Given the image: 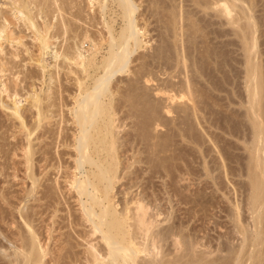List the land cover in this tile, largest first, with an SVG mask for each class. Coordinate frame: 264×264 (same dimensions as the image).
Instances as JSON below:
<instances>
[{"label": "rangeland", "instance_id": "374dc122", "mask_svg": "<svg viewBox=\"0 0 264 264\" xmlns=\"http://www.w3.org/2000/svg\"><path fill=\"white\" fill-rule=\"evenodd\" d=\"M62 1L63 2H61V0H58V7L62 6L61 8L60 7L59 8H60V11H62L64 13L58 11V9L56 7L57 5L56 4L53 5V3H54L53 0H52V2H51V0H46L45 2L47 4L44 2V0H41V1L40 0H37V1L34 0V2H36V5H33V7H32L33 11H34L33 18H34V23H35L36 27L38 29H41V30L47 24L51 25V27H52V29L50 30V35L52 37L51 41L55 45H53L50 50L45 52V55L43 57V60H44V63H45V65H44L45 68H43V66H40V64L37 61L40 58V56H41L40 55L41 54L40 42L37 39L38 33L35 31L34 28H32L30 26L28 27L27 24H24L25 23L24 21L17 20L15 18H13L12 15L11 16L9 15L11 13V10L13 9V6L11 5L12 3H11L10 0H0V8H2L4 13L5 12L8 13L7 11H10L7 14L8 16L6 15V18L10 22V25L8 27V30H9L8 34H11L12 39H15V40H11V39L10 40H5V41L2 42L3 43L4 52L0 55V58H2L1 60L4 63L3 64L4 65L3 66V70H5V71H4L3 74L0 73V76H1L0 77V92H2V94L0 93V97H1V99L4 102H6L9 105H12L14 100L19 101L21 103V105H22V107H21L22 113L26 116V118L30 121V124H31V123H34V119L35 118H33V117H35V114L37 113V111L36 112L34 111L35 108H33L34 107L33 104H32L33 97H34V95L39 94V92H40L42 102L44 103V104H42V107L44 105V109L43 110L44 111H48L49 112L48 115L50 117H53V118H51V120L53 122L45 123V125L43 124L44 127H42V130H41L43 132V134L45 132L44 130L48 129V128L49 129L52 128L53 130L51 129V131H53V132L56 131L57 132L60 128L67 127L69 129V131H68L69 134L72 135L73 133H75V130H76V128L73 127L74 125H73V120H72L73 117H74V114H72L73 113L72 111H73L74 106H76V101H75L74 97H76L78 94H80V92L82 94H85L86 92L90 91L92 89V87L94 86L96 79H98L101 75H103L104 70H102L103 67L101 65H103V60H104L103 58L108 56L107 52L110 49L109 48V43H107L108 42L107 40H110V38H111L110 35H108V34H110L108 31L111 30L112 35L115 38L118 39V37H120V34H121L123 28H125L124 27L125 26V21L122 18V15H121L122 11L119 8L118 4L116 2H114V1L112 2V0H109L108 1L109 3L108 2L104 3L102 0H100V1L97 0V1H95V4H94L95 8L89 5V2H88L89 0H86V1L85 0H83V1L82 0H75V1L73 0L72 4L70 3L71 0H67V1H69L68 3L65 0H62ZM254 1L256 2L255 3V5L257 6L256 9L258 10L256 12H254L255 18H257V19H255L256 20V24L258 25V26L256 25V27H259V28H257V30H255L256 27L254 28V31H256V33H255L256 35L254 36V39H256L255 42L257 41L256 45L257 44L258 45H257V49H256L257 52L255 53V55H253V57L255 56L253 59H255L256 61L253 60V62L254 63L255 62L258 63L259 65L261 64V66H262V65H264V22H263L264 21L263 20L264 19V15H263L264 14V7H263L264 6V0L263 1L262 0H260V1L259 0L258 1L254 0ZM37 2L40 5H38ZM65 2L67 3V5H65ZM134 2L138 6V11H137V14H136L137 24L139 26L142 25L141 28H143V30L145 29L144 31L146 32L145 36H141V39L144 41V43L145 42L146 43L145 44L143 43L142 46L140 48H138L133 53L132 58H131V62L129 64L130 70L127 73H124L122 75H117L112 81V83H114V84L111 83V85H110V89H112L111 92L107 95V97L102 98V100L104 101V104L106 103L105 105H109L108 103L110 102V105L112 104L115 107V104H117V106H116V109L118 107V109L116 110V112H117L116 113L117 114V117H116L117 124L120 123L119 126L120 125L122 126L121 127L120 137H123L125 135L126 139L129 138L130 143L134 142V144L136 146L132 145L133 148L134 147L135 148L138 147L141 150L140 151L137 148L135 151L136 152L138 151L139 153L141 152L142 154L138 153L140 155V157L141 158L142 157H144V158L146 157V159H147V161H146V159L144 160V158L143 159L140 158L143 161V163H144V165L140 163L144 171H142V168H140L141 173L138 172L139 175H136V174H138L137 171H139V166H140V165L136 164V166H138V167L134 166L135 168H133L131 170V173H133V174L136 173V174H134V177H132V179L133 178L134 179L133 180L130 179V178L128 179L129 181L132 180V183H130L131 181L129 182L128 180H125L124 184L126 186H123V187L125 189V188H127L128 186H130V185H132L134 183L137 185V186H134L136 188H134L133 185L131 186V190L133 192H131V196H129V197H132V193H133V196H135L134 194H138L140 191H142V189L146 188L145 190H147V193H146L145 190H144L145 192L143 191V193L150 194V196H147V197L152 199V200H150V199L149 200L152 202L153 211L157 212L159 210V212L163 214V216L161 215V217L159 218V221L163 222L162 227H166V225L168 226V224L170 225V222L172 221L174 225H176V224L178 226L182 225V227H184L185 230H190L192 232H195L193 234L194 235L198 234L197 237L199 239H201L204 236V238H205L204 242L206 241V242L210 243V241H212L211 242L212 243L211 246L214 245V247H217L219 240H220V242H222V236H224L223 237V243L225 242L224 245L227 244L228 242H229L228 244H231L230 242L232 241V238L235 237L234 236V224L232 223L233 221L231 220L232 219L231 215L235 211V204L240 206L239 207V211H240L239 214H240V217L242 216L241 220L251 221L250 220L251 219V214H249V211L247 210L248 209L247 203H248L250 189H251L250 188L251 186L248 183V181H250V179L248 177V173H249V168H248L249 163L248 162H249V157H250L249 154H250V152L248 151L247 147L252 142L253 129L251 128L252 126H251V122H250L249 118L246 119V117H248V113H246L247 112L246 106H248V100H249L248 96L249 95H248V90H246L247 89V79H246L247 78V70L246 69L248 68V64H247L248 60L246 58H248V57H247L246 52L244 50L245 49V44H243V42H242V35H244V34L241 31V29H238L237 27L229 25L225 18L221 19L220 16H217L218 14H216L217 12L215 10L211 9V10H205V12H202V11H204L202 5L205 4V3L207 4V1H205V0L203 2H202V0H175V1L174 0H134ZM193 2H195V3H193ZM208 2L210 3V2H212V0H208ZM259 2H261V3H259ZM196 3L201 5L202 10H201L200 5H197ZM178 4H180L179 6H180V8L182 10L184 9L183 12L185 11V13L182 12L183 14H187L188 15L189 13H191L189 15V17H191V18H189L188 16L187 17L184 16V18H186V20L184 19L185 22H183V23L180 22L182 14L180 15L178 13L181 10V9L178 10V8H179ZM76 5H78V6H76ZM104 5H105V8L103 10L102 7ZM173 5H175L174 7L176 8V11H175V8L173 7ZM63 6H64V8H63ZM40 7H41V9H40ZM35 9H36V11H38L39 9L40 10L38 12H36ZM61 9H63V10H61ZM64 9H65V11H64ZM171 9H174V11L177 13V16L178 15L180 16V17L178 16V18H179V23H180L179 25L181 27H180V29L177 30V33H178V35L176 34L177 37L173 36L174 35V30H170L169 29V27L172 26V25L168 24V22L171 21V18L173 19V17L171 16V14H172ZM239 10L240 9H238V13L237 14L238 15L240 14L239 16L241 17V15H243V14L240 13L242 11L239 12ZM246 10H247V8H246ZM45 12H48L49 14L45 13ZM79 12H80V14H78ZM151 12H152V14H151ZM170 12H171V14H170ZM60 13H61V15H60ZM75 13H77V14H75ZM164 13H166V14L164 15ZM205 14H206V16H205ZM258 15H259V17H258ZM62 16H65V18L64 17L62 18ZM97 16H99V17H97ZM203 17L206 18V19H204ZM236 17H237V15H236ZM240 17H237V18H240ZM243 17H241V18H243ZM178 18H177V22H178ZM188 18L191 19V20L188 21L189 20ZM168 19H170V20H168ZM196 19H197V21H196ZM201 19L202 20L204 19L205 21L204 20L202 21ZM61 21H63V22H61ZM96 21H98V22H96ZM192 21H194V22H192ZM200 21L202 23L204 22V24H202ZM221 21H223L224 23L221 22ZM245 21H246L245 19H244V21L243 20L240 21L241 25L245 26L244 25ZM66 22H67V24H65ZM190 22H191V24L192 23L194 24V23L198 22V24L201 25V26H198L199 28L197 27L198 30L200 29V31H201V28H204L203 25H205L206 28L208 27V25H210L207 29L204 28V30H203L204 32L198 31V33H197L198 34L197 35V37H198L197 45L195 47L188 42L189 36H191V34L193 33V29H192V25L193 24L191 25ZM101 23L103 25H101ZM207 23H208V25H207ZM187 24H188V26H191V28H189L187 26ZM54 26H55V28H54ZM183 26H185L184 27L185 29L182 28ZM232 27H234V29ZM65 28L70 30V32H68V30H67V33H65L66 32ZM165 28H167V29L165 30ZM14 29H16V30H14ZM71 29L73 31H71ZM187 29L188 30L191 29L192 31H190V30L188 31ZM57 30H60V31L57 32ZM185 30L187 31V33L184 32ZM165 31H167V32H165ZM245 31H248V30H245ZM11 32H13V33H11ZM92 32H94V33H92ZM180 32H181L182 35H179ZM234 32H235V34H234ZM236 32L239 33V34H237ZM86 33L90 37V40L92 39V40H94V42L96 41L95 43H97V44H99L101 42V40H102V38L104 36L105 39L103 38V40H106V42L104 41V42H101L99 44L100 48H98L97 52L93 51V44H91L92 41L84 40L85 35H87ZM52 34H53V36H52ZM82 36H84V37H82ZM93 37H95V38L93 39ZM173 37H174V39H173ZM78 38H80V40ZM99 38H100V40H99ZM72 40H74V41H72ZM161 41H162V43H161ZM183 41H184L186 46L184 45V43H182ZM178 42H180V43H178ZM76 43H78V44H76ZM82 43L84 45H81ZM172 43L173 44L175 43L174 45L177 44L178 46L174 47ZM79 44L81 45L80 46V51L87 58L89 56L90 57L93 56V54H96L95 60H94L95 61L94 66H92V68L89 67L87 72H84V75H83V72L80 71V69L76 68V66L68 65V62L65 59H63V57H61V58H59L57 60L55 58V52L64 53L66 51V53L70 54V51H73L74 49L76 50V47H78ZM163 44H164V46H163ZM166 45H167V47H165ZM182 45H183V47H181ZM70 46H72V47L70 48ZM179 46L181 47L182 52H181V49H180ZM176 47L179 50H177ZM67 50H68V52H67ZM179 52H180L181 55L185 54L184 56L188 60H185L186 58L184 56L179 55ZM66 53H64V54H66ZM14 54H15V56H14ZM149 54H151V55L149 56ZM170 54H171V56H170ZM187 54L189 55L190 59H189ZM190 54H191V56H190ZM12 56H14V57H12ZM143 56H144L145 59L143 58ZM177 56L185 58L184 59L185 60V65L183 63H181V64L179 63L180 65H178L177 62H178V58L179 57L177 58ZM256 56H257V58H256ZM149 57H151L153 60L151 58H149ZM193 57L196 58V59H193V60H196L197 63H198V66L202 68V71L200 73L198 72V69L193 67V65H192L193 64L192 63L193 60H191V58H193ZM203 57H204V59H203ZM154 59L155 60L157 59L158 61L157 60L155 61ZM167 59H170V61L167 60ZM151 61H152V63H151ZM174 61H175V63L178 66L177 68H176V64L174 63ZM186 61H189V62L186 63ZM169 62H171V63H169ZM145 63H146L147 66L144 65L145 66V69H144V72H143L144 74L142 72H141V74H139L141 69H142L143 64H145ZM154 63H155V65H154ZM182 64H183V66H182ZM13 65H14V68H12ZM185 66L186 67L188 66L187 70L189 72L186 70ZM69 67H71V68H69ZM225 67H227V68H225ZM245 67H246V69H245ZM263 67L264 66H262L261 70L262 69L264 70ZM11 68H12V70H11ZM64 68L67 69V70H65ZM41 69H43V70H41ZM71 69L72 70L75 69L74 74L69 73V70H71ZM77 70H79V71H77ZM152 70H153V72H152ZM176 70H177V73H175ZM216 70H217L218 74L216 73ZM31 71H34V72H31ZM76 73L79 74L80 76H78ZM192 73H195V75L192 74ZM198 73H199V75H198ZM39 74H40V76H39ZM138 74L140 76H142V77L139 76L140 77L139 80H137V78H136V77H138ZM183 74L184 75L187 74L186 75L187 77L183 76ZM147 75H148L147 79H151V80L154 79L155 81L157 80L156 82L154 81L153 83H151L152 84L151 85L152 88H158V89L163 90V91L165 90V93H169V94L172 92L171 93L172 95H178L179 97L180 96H184L186 94L185 90L184 91L181 90V83H183V80L186 81V79L188 78V80H191L192 84L191 83L190 84L193 85V86L195 85L194 87L196 88V91H195L194 87H193V89L191 88L193 91L188 92L189 96H190V94H192V97H193L194 93H192V92H195L196 93V97L195 96H194L195 98L193 97L195 99V101L197 100V98L200 100L199 102L202 101V103L200 105L201 110H200V112L198 110L197 113H196L198 115L196 116V114H194L195 116L194 115L192 116V113H191V115L188 118H185V120H184L185 116L183 114L180 115L178 113L177 114L173 113L171 115V117H165V115H164V117H165L164 119L161 116L159 117V115H158L157 119L159 121H162V122L159 123L161 126L158 127L157 130L154 129V124H153L154 122H151L152 120L149 119V121H150L149 123L153 124V126H151V124L148 126V123L146 124V126L148 127V129L151 126L150 129L153 128L154 130L146 129L145 131L147 132V134L150 133V135L152 136V139L154 138V135L157 137V139L155 137V139H154L155 141L151 139L152 142H151V140H149V138L151 137L149 134H148L149 136L146 137L147 139L144 142H142L141 137H139L140 141L136 140V138H137L136 136L137 135L140 136V133L142 132L141 131L142 129H140L141 128L140 127L141 120L146 121V119L150 116L149 113L144 114L145 112H148L147 109H145V106L143 104L138 106L136 109H134V107L132 105L131 108L133 107V109H129L130 105L132 103L137 102V99H135L136 101H133L132 103H130L132 99L129 100L130 101L129 103L127 102L129 97H131V98L133 97L134 98L135 96H133V95H136V91L135 92H131V90L129 91V89H131L132 85L136 82V80H137L136 83H139V84H137V86L139 85L138 89L140 88L137 92H141V91H143L145 89L146 85H144V83H145V79H146ZM149 75H151V76H149ZM263 75H264V71H263ZM78 78L82 81V85L81 86H79V84L77 83V79ZM82 78L84 80H82ZM171 79L172 80L174 79L175 81L174 80L171 81ZM230 79H232V80H230ZM131 80L134 83L131 84V82H132ZM140 80H142V81L140 82ZM178 80H179V82H178ZM194 82H195V84H194ZM165 83H167V84H165ZM83 84H84V86H83ZM170 84H172V85H170ZM178 84H180V85H178ZM129 85L131 87H129ZM6 87L8 88V91L7 92H3V90ZM67 87H69L68 90H67ZM122 87L125 90H123ZM142 87H143V90H142ZM172 88L175 89V90H173ZM200 89L202 91V94H201ZM180 90L183 91L184 93L182 94ZM198 90L200 91L199 93H198ZM62 91H64V92H62ZM246 91H247V93H246ZM16 93H17V95H16ZM75 93H76V95H75ZM111 93L113 95H111ZM173 93H175V94H173ZM197 93H198V95H197ZM114 94H116V95H114ZM118 95H119V97H118ZM112 96L113 97L115 96L116 98L115 97L113 98ZM62 97H64V98L62 99ZM125 97H126V99H125ZM115 99H116V101H115ZM162 99H164V98H162ZM183 100H187V99L184 98ZM51 101L54 102V103H52ZM60 101H62V102H60ZM64 101H66V102H64ZM243 101H244V103H243ZM45 102H46V104H45ZM49 102H51V103H49ZM196 102H198V101H196ZM203 102H205L206 104L203 103ZM61 105H62V107H61ZM142 105L144 107H142ZM243 105L246 108V111H245V108L243 107ZM204 106H205V108H204ZM127 109H128V111H127ZM206 109H208V110H206ZM137 110H140L142 114L139 113V111L137 113ZM214 112H215V114H214ZM245 113H246V115H245ZM63 116H64V118L62 119ZM12 117L13 116L10 115V112L8 110L3 109L0 106V141H1L0 143L4 144L5 146L7 144V146H6L7 150H6V147L4 145L0 144V146L2 145L3 149L8 151V153H7L8 156H5V158L0 153V163L1 164L2 163L9 164V165L11 164V166H13L12 164L15 163L14 164L15 166H17L18 168L23 170L24 164H22V162L24 161L25 157L23 156L24 153L21 152L22 151L21 147L24 144H27L26 143L27 141L25 140L26 139V136H25V134H26L25 131L26 130L25 131L23 130V132H22L21 127L20 126L18 127L19 122L15 118H12ZM168 118H170V119H168ZM190 118H191V120H190ZM65 120H67V121L69 120V122H67ZM166 120H168V121L170 120V121L168 122ZM29 121H28V123H29ZM63 121L67 122V123L65 124V123H63ZM143 121H142V125L143 124L145 125V123L148 121V119H147V121L145 123H143ZM60 122H61V124H60ZM230 122H232V123H230ZM2 124H4V126H2ZM66 125H68L69 127L66 126ZM58 127H59V129H58ZM249 128H251V129H249ZM179 129H181V131ZM250 130H251V132H250ZM190 131L191 132L193 131V132L191 133ZM78 132L79 131L77 130L76 134H78ZM193 133H194V135H193ZM189 134H191V135H189ZM239 135H240V138H239ZM1 136L3 137V139L1 138ZM163 136L164 137L166 136L165 139L166 138L167 139L165 140ZM183 136L185 137L186 140L183 138ZM159 137H161V138L159 139ZM162 137H163V140H162L161 143L160 142L159 143H160L161 147L163 145V147H165V148H163V147L162 148H158L157 146H156L157 148L155 147L156 149L152 148L154 143H156V142L158 143V141H156V140H158V139L161 140ZM3 140H4V142L6 144L3 142ZM44 140L47 143L52 141V139H49V138L48 139L45 138ZM131 140H133V141H131ZM148 140L151 143L147 142ZM188 140H190V142ZM200 140H201V142H200ZM165 141H169L170 143L169 142L165 143ZM139 142H140V144H139ZM34 143L36 144L37 142H34ZM147 143L150 144L149 146H151L152 144L153 145L151 147H149ZM159 143L157 145H159ZM162 143H164L165 145L162 144ZM11 146H13V148ZM40 146L41 145H38V147L36 149H39ZM49 146L50 145H48V148H49ZM51 146H53V147H51ZM51 146H50L51 150L49 149L50 150L49 152L51 153L50 154L51 156L54 155V157H55L56 156V153H55L56 151L63 150V147H60V149L58 147L56 148L55 143L51 144ZM1 147H0V149H1ZM130 147L131 146L128 145V148H130ZM166 147L168 148V150L170 149L171 152H168ZM183 147H184V149H183ZM10 148H11V150H10ZM46 148H47V146H46ZM14 149L17 150L15 152L16 155H14L12 153V152H14ZM152 149H155V150H152ZM162 149H164V151ZM165 149H166V151H165ZM244 149H245V151H244ZM151 150L154 151V152H152ZM155 151H156V153H155ZM160 151H162V152L161 153H157V152H160ZM131 152L132 151H130L129 156H132L133 152L132 153ZM154 153L159 155V156H160V154L162 155V153H165L166 155L164 156V158H165L166 161L163 159L165 162L162 161L161 162L162 165H161L160 164V161H161L160 159L163 156L162 157L160 156L161 157L160 158L157 155H153V158H152L151 155L154 154ZM147 154H149V155H147ZM148 157L151 158L150 161L148 160L149 159ZM221 157H222V159H221ZM154 158L156 159V161H155ZM158 158H159L160 161L158 160ZM166 158H168V161H167ZM169 158H170V161H169ZM223 158H224V160H223ZM152 159H154V160H152ZM18 160H20V162ZM11 161H13V162H11ZM151 161L152 162L155 161L153 163L157 164L156 166H158V170H156L157 169L156 166L155 167L151 166V164L153 165V163ZM202 161H203V163H202ZM17 162H18V164H17ZM55 162H56V160H54L52 163L55 164ZM166 162H168V163H166ZM146 163H149V164L145 165ZM159 165L162 166V167H160ZM149 166H151V169L149 168ZM13 167L8 170L9 174H6L7 177H4V176L0 177L2 183H5V184L1 183L0 184L1 185L0 188H3L4 192H10L11 193V194H9V197L13 198V202L11 203V206L8 208V210L10 212L13 211L12 213L14 214V216H16V218H14L13 215L12 216L10 215V217H8L6 219V221H4L5 223L4 222L1 223V226H2V230L4 232V235L7 236L8 238L11 237L9 240H11V239H12V241L16 240L14 242H15L16 246L18 247V246H20L19 244H21V242L19 240L20 237H18V235H20V232H19L20 230L17 227H15L16 225L13 227L12 224L14 222L20 221V219H18L19 215L17 213V209H20L22 207V203H20V201L17 199L16 196L20 197L21 195H23L24 194V189H26L27 185L30 186V183H28V184H27V182L24 183L25 181H23L21 179V176H22L23 172L19 173L21 176L18 179L17 178L13 179V177H14V176H12V175H14ZM188 167H189L190 170L188 169ZM136 168H137V170H136ZM147 168H149V169H147ZM223 168H224V170H223ZM225 168H226V170H225ZM48 170L51 171V172L48 173V178L50 180L45 182V183L52 186V184H54L56 170L53 169V168L52 169L49 168ZM154 170H155V172H153ZM242 170H244V171H242ZM151 171L154 174H151L150 173ZM169 171H171V172H169ZM181 171H183V172H181ZM147 172H148V174H151V175H149L150 176L149 180H148L149 176L147 175ZM142 173H144V175ZM133 174L131 176H133ZM205 174H206V176H205ZM135 175L137 177L140 176L139 177L140 180L137 179V178H136L137 179L136 180L135 179ZM170 175H171V177H170ZM210 175H211V177H210ZM141 176H142V178H141ZM146 176H148V177H146ZM151 176H152V178H151ZM163 177H164V179H163ZM205 177H206V179H205ZM61 178L59 180H60L62 186H64L65 185L64 178H62V179ZM144 178L146 179V181H145ZM160 178H162V179H160ZM202 178H204V179H202ZM3 179H5L4 182H3ZM172 179L173 180L176 179V180L173 181ZM134 180H136V182L133 183ZM138 180H139V182L143 181L142 183H144V185L143 184L140 185ZM180 180H181V182H180ZM148 181L149 182L151 181V182L148 183ZM167 182H168V184H167ZM169 182L172 184L171 186L169 185ZM128 183H130V184H128ZM173 183L174 184L176 183L175 185H176L177 190H178V192L176 190V193H174L175 189H174V192H173V188H175V186L173 187V185H174ZM145 184H146V186H145ZM147 184H148V186H147ZM119 185H121V184H119ZM119 185H117V187H118L117 189H120ZM139 185L141 187L142 186L143 187L145 186V187L140 189ZM167 186L169 188L170 187L171 188L169 189ZM206 187H207V189H206ZM245 188H247V189H245ZM29 189H30V187H29ZM117 189L115 190V192L117 191ZM64 190H63V192L66 193L65 194L66 196L65 195L64 196L67 199L71 197L70 198V203L72 205L70 203L69 204L71 206V209H73V211L71 212V209H70V211H67L69 209L66 208L67 205H65L64 203H63V205H65V206L62 207V202H64L63 200L65 199V197H63L62 194H60V193H59L60 195L56 194L55 197L59 196L58 197L59 198L58 201H60V200L62 201V202L60 201L61 204L58 206L60 208V210L58 212V216L59 215L61 216V218H59V221L60 222L62 221L60 219H64V220L66 219V220H65V222L63 220L62 221L63 224H60V225L64 226L65 228H62L61 226H58L59 229L61 227V229H60L61 232L59 231V229H57V231L55 233H56V236H58V237L55 236V233H54V236H55V238H58V239H60V237H61V241L63 240L66 243L63 244V241L62 242L61 241H59V242L57 241L58 244H54V242H51V243H53V245H51L53 247V251L56 253V254L53 255L55 257L54 259L57 260L58 257H59V259L57 260L58 263H56L54 260H52V257H51L50 260H52V261H50V262H52L53 264H55V263L56 264H83L84 260H82V258L84 257V252H85L86 246L84 245L85 242L82 243L81 242L82 240L80 239V237H78V233H79L78 231H80L81 227L78 226V229H77L76 228L77 226H76L75 228L77 230H75V228H73L74 230H71L72 227L70 228V226L72 225L71 224L72 218L70 217V215H73V214H74V216H76L77 214L79 215V213H80L79 212L80 211V205L75 201L74 198H72L71 195H69L68 192H66V189H64ZM135 190L138 191V192H136ZM204 190H205V192H204ZM122 191H123V189H122ZM122 191L120 190L121 193H119V191H118V196L117 197L119 198V200L124 197V195L122 194ZM166 191L167 192L169 191V192L166 193ZM172 192L174 194H176V195L174 196V194ZM56 193H58V192H56ZM164 195H166V196H164ZM168 196H170V197H168ZM245 199H246V201H245ZM156 201H158V203ZM1 203H3V204H1ZM1 203H0L1 206L4 205V206L8 207V205L7 204L5 205V203L3 201H1ZM28 203L29 204H27V205H29L28 207H30V208L33 205L36 204V203H34V200H31ZM156 205H157V207H156ZM242 207H243V209H242ZM68 208H69V206H68ZM67 212H70L72 214H70V213L67 214ZM49 213H46L47 214L46 216L44 214L43 215L44 218L42 217V219L50 221ZM188 215H189V217H188ZM229 215H230L231 218L229 217ZM62 216H64L65 218H63ZM67 217L69 219L70 218L71 219L67 220ZM73 218H75V217H73ZM163 218H165V219H163ZM168 218L169 219L171 218L172 220L170 219V222H169ZM185 218H187V219H185ZM166 219H167L168 222L167 221H163V220H166ZM229 219L231 220V222H230ZM172 222H171V224H172ZM46 223L48 224V222H46ZM42 224H45V223H42ZM67 225H69V226L66 227ZM72 226H75V225H72ZM10 230H11V232H10ZM203 230H204V232H202ZM67 231H68V235H69V232H70V235L73 234L72 235L73 237L71 236L72 237L71 238L72 241L70 240V238H68ZM75 231H77V232H75ZM187 232H189V231H187ZM192 232H190V233H192ZM47 234L48 233L46 232V235ZM70 235H69V237H70ZM219 236L221 237V239H220ZM230 237H231V240H230ZM65 238H66V241L64 240ZM67 238L69 239V241H68ZM67 241L69 243H67ZM0 242H1L0 244L3 246L4 249L5 248L8 249L7 254H13L14 251L9 249V247H10L9 244L6 243V240L2 236H0ZM234 242H235V240H234ZM236 243H238L237 240H236L235 244ZM67 244H69V247H67L68 246ZM70 245L73 246V249H71V250H70V247H71ZM167 246L170 248L168 243L166 245V249L168 248ZM225 246H227V245H225ZM83 248H84V250H83ZM66 249L68 250L69 254L71 253V251L74 252V254H72V255H75L76 253H78V254H76L75 256H72L73 258L70 257L71 255L68 257V253L66 254V252H67ZM56 251H58L59 254ZM75 251H77V252L75 253ZM65 254L67 256H64ZM78 256H79V258H77ZM60 257H61V259H60ZM142 257L143 256H141V258ZM64 258H65L66 261L64 260ZM69 258H71V259H69ZM48 260H49V258H48ZM59 260H60V262H59ZM70 260H72V261H70ZM7 262L8 261L6 260V258H4V257H2V255H0V264H8ZM50 262H49V264H52Z\"/></svg>", "mask_w": 264, "mask_h": 264}, {"label": "bare ground", "instance_id": "6f19581e", "mask_svg": "<svg viewBox=\"0 0 264 264\" xmlns=\"http://www.w3.org/2000/svg\"><path fill=\"white\" fill-rule=\"evenodd\" d=\"M10 1L12 3L11 5L13 6V9L11 10V13L9 15L10 16L12 15L13 18H15L17 20L24 21L25 22L24 24H27L28 27L30 26V27L34 28L35 31L38 33V35L37 34L36 35H37L38 41L40 42V51H41V54L40 55L41 56H40V58L37 61L40 64V66H43V68H45L44 67L45 63H44V60H43V57L45 55V52L48 51V50H50L51 47L53 45H55L51 41V39H52V37L50 35V30L52 29L51 25H49V24L45 25V27L42 28V30L41 29H38L36 27V25L34 23V18H33L34 11H33V8H32L33 5H36V2H34V0H10ZM45 1L46 0H44V2ZM53 1H54L53 5L56 4L57 6L56 5L55 6L57 7L58 11L59 12H62V11H60V8L62 6L61 7L59 6L60 8L58 7V0H53ZM65 1L67 3L69 2L67 0H65ZM72 1L73 0L70 1L71 4H72ZM95 1H97V0H89L88 1L89 2V5L92 6V7H94ZM102 1L104 3H107L109 0H102ZM113 1L118 4L119 8L122 11L121 15H122L123 20L125 21V26H124L125 28H123V30H122V32L120 34V37H118V39L115 38L112 35L111 30L108 31L110 33L108 35H110V37H111L110 40H107L108 41L107 43H109V48L110 49L107 52L108 53V56L105 57V58H103L104 59L103 60V65H101L103 67L102 70H104L103 75H101V76L99 75L100 77L98 79H96L95 84H94V86L92 87V89L90 91L87 90L88 92H86V93L84 92L85 94H82L80 92V94H78L76 97H74V99L76 101V106H74L73 111H72L73 112L72 114H74V117H73L72 120H73V125H74L73 127L76 128L75 133H73L71 135V134H69V132H68L69 129L67 127H62L61 126L62 128L59 129V127H58L59 130L57 132L56 131L53 132V131H51L52 128L51 129L48 128V129H45L44 130L45 132L43 134V132L41 131L42 130V127H44L43 124L45 125V123L53 122L51 120V118H53V117H50L48 115V113H49L48 111H44L43 110L44 109V105L42 107V104H44V103L42 102L40 92H39V94H36L33 97L32 104L34 106L33 108H35L34 111L35 112L37 111V113L35 114V117H33V118H35L34 119V123H31V124H30V121L26 118V116L22 113V111H21L22 105H21V103L19 101L14 100L13 103H12V105H9L6 102H4L1 99V97H0V106L3 109L8 110L10 112V115L13 116L12 118H15L19 122L18 127L19 126L21 127L22 132H23V130L24 131L26 130L25 131L26 132V134H25L26 139L25 140L27 141L26 142L27 144H24L21 147V150H22L21 152L24 153L23 156L25 157L24 158V161L22 162V164H24L23 170L20 169V168H18L17 166H15L14 165L15 163L12 164L14 167L11 166V164L9 165V164H4V163L1 164L0 163V177L1 176L7 177L6 174H9V171L8 170L13 167V170H14V172H13L14 175H12V176H14L13 179L14 178H17L18 179L21 176L19 173L20 172H23L22 173V176H21V179L23 181H25L24 183H26V182H27V184L30 183V186L27 185L26 189H24V194L23 195H21L20 197H18V196L15 195L17 197V199L20 201V203H22V207L20 209H17V213L19 215V218L18 217L17 218L20 219V221L14 222L12 224L13 227L16 225L15 227H17L20 230L19 232H20V235L21 236L18 235V237H20L19 240H20L21 244H19L20 246H18V247L16 246V244L14 242L16 240H14V241H12V239L9 240L11 237L8 238L7 236H5L4 235V232L2 230L1 223H3L4 221H6V219L8 217H10V215L11 216L13 215L14 218H16V216H14V214L12 213L13 211L10 212L8 210V208L11 206V203L13 202V198L9 197V194H11V193L10 192H4L3 191L4 189L3 188H0V203H1V201H3L5 203V205L6 204L8 205V207H6L4 205H3L4 206L3 207V206L0 205V236H2L6 240V243L9 244V246H10L9 249H11V250L14 251V252L12 251L13 254H7L8 249L7 248L4 249L3 246L0 244V255H2V257L6 258V260L8 261L7 262L8 264H49V262L52 261V260H54L56 263H58L57 260L59 259V257L57 256L58 257L57 260L54 259L55 257L53 255L56 254V253L53 251V247L51 246V245H53V243H51V242H54V244H58V242L61 241V237H60V239L55 238V236H56V233L55 232L57 231V229H59L58 226H61L62 228H65V227L62 226V225H60V224H63L62 221L64 219H60V220H62L60 222L59 221V218H61V216L60 215L58 216V212L60 210V208L58 206L61 204L60 203L61 200L58 201V199H59L58 197L59 196L58 197H55V196H56V194H58V195L62 194V196L65 197L66 196L65 195L66 193L63 192V190L66 189V192H68L69 195H71L72 198H74L75 201L80 205V211H79L80 213L78 212L79 215L78 214H77L78 216L77 215L74 216V214L73 215H70V217L72 218L71 224L72 225H75V226H72L71 225L70 228L72 227L71 230H74L73 228H75L76 226H77L76 227L77 229H78V226L81 227L80 228V231H78L79 232L78 233V237H80V239L82 240L81 241L82 243L85 242L84 245L86 246V248L84 247L85 248V252H84V257L82 258V260H84L83 264H264V75H263V71L264 70L263 69H262L263 71L261 70L262 66H264V65L261 66V64L259 65L258 63H256V62L254 63L253 62V60H255V59H253L255 57V56L253 57V55H255V53L257 52L256 49H257V45H258V44L256 45V42H257V41L255 42L256 39H254V36L256 35L255 34L256 31H254V28L257 25L256 24V20H255L257 18H255L254 12L258 11L256 9L257 6L255 5L256 2L254 0H212V2L209 3L208 0H205V1H207V4L205 3V4H203L204 6L202 5V7L204 9V11H202V12H205V10H211V9L212 10H215L217 12L216 14H218L217 16H220L221 19L222 18H225L227 20V23L229 25L234 26V27H237L238 29H241V31L244 34V35H242V34L241 35H242V42H243V44H245V49L244 50H245L246 55L248 57V58H246L248 60L247 61L248 68L246 69V67H245V69L247 70V78H246L247 79V89L246 90H248V95H249L248 96V98H249V100H248V106H246V108H247V112L246 113H248V117H246V119L249 118V120L251 122V126H252L251 128L253 129V132H252L253 133L252 142H251V144H249L248 147L246 146L248 148V151L250 152V154H249L250 157H249V162H248L249 163V166H248V168H249L248 177H249L250 181H248V183L251 186L250 187L251 189H250L249 199H248V203H247V206H248V209L247 210L249 211V214H251V219H250L251 221L241 220V217L242 216L240 217V214H239L240 213V211H239V207L240 206L237 205V204H235V211L231 215V217H232L231 220L233 221L232 223L234 224V236L235 237L232 238V241L230 242L231 244H228L229 243L228 242L227 244H225L227 246H225L224 245L225 242L223 243V237L224 236H222V242H220V240H219L220 243L217 241L218 242V246L217 247H214V245L211 246V244H212L211 242L212 241H210V243H208L206 241L204 242V239H205L204 236L203 237L201 236L202 238L200 237L201 239H199L197 237L198 234L194 235L193 233H195V232H192L190 230H185V228L182 227V225L181 226H178L176 224L177 225L176 226V225L173 224L172 221H171L172 222V224H171V222H170V219L171 218L170 219L168 218V221L170 222V225L168 224V226L166 225V227H162L163 222L162 221L160 222L159 221V218L161 217V215L163 216V214L160 213L159 210L157 212L156 211H153L152 202L150 201L152 199H150V198L147 197V196H150V194L143 193V191L146 189V188H144L146 186V184H145L144 187L143 186L141 187L140 185H142V184L144 185V183H142L144 180L142 179L143 181L142 182H139V180H140L139 177L140 176L139 177L136 176V175H139L138 172L141 173V171H140V168H142L141 164L144 165V163H143V161L141 159H143L144 157L141 158L140 155H139L141 152L139 153L138 151L137 152L135 151L138 147H136V148L134 147L135 149L133 148V146H136L134 144V142H131L130 143L129 138L126 139L125 138L126 137L125 135L123 137H120L121 127L122 126L121 125L119 126L120 123L117 124V119H116V117H117L116 110L118 109V107L116 109L117 104H115V107L112 104L110 105V102L108 103L109 105H105L106 103L104 104V101L102 100V98L107 97V95L111 92L112 89H110V85H111L113 79L117 75H122L124 73H127L130 70L129 64L131 62L132 55H133V53L138 48H140L142 46V44L144 43V41L141 39V36H145V34H146V32L144 31L145 29L143 30V28H141L142 25L139 26L137 24L136 14H137V11H138V6L134 2V0H112V2ZM203 1L204 0H202V2ZM256 1H258V0H256ZM51 2H52V0H51ZM61 2H63V1L61 0ZM66 2H65V5H67ZM193 3H195V2H193ZM259 3H261V2H259ZM196 4L197 5H200L198 3H196ZM38 5H40V4L38 3ZM179 5L180 4H178V6ZM64 6H63V8H64ZM76 6H78V5H76ZM174 6L175 5H173V7ZM200 7H201V5H200ZM202 7H201V10H202ZM104 8H105V5L102 7V9L104 10ZM246 8H247V10H246ZM40 9H41V7H40ZM179 9H181L180 6H179L178 10ZM238 9H240L239 12L242 11V12H240V13L243 14V15H241V17L244 16L243 18L246 20L245 23H244L245 26L241 25V22L240 21H242V20L244 21V19L239 16L240 14L239 15L237 14L238 13ZM61 10H63V9H61ZM183 10L181 9L178 12L180 15L182 14L181 15V21H180L182 23L185 22L184 19L186 20V18H184V16H186V17L188 16L189 17V15L191 14V13H189L188 15L187 14H183V13H185V11L183 12ZM35 11H36V9H35ZM38 11H36V12H38ZM64 11H65V9H64ZM175 11H176V8H175ZM175 11H174V9H171L172 14H171V12H170V14L173 17V19L171 18V21L168 22V24L172 25V26L169 27V29L170 30H174V35L173 36L177 37L176 36V34L178 35L177 30L180 29L181 26L179 25L180 24L179 23V18H178L179 15L177 16V13ZM7 12L9 13L10 11H7ZM5 13L2 10V8H0V55L4 52L3 43L2 42L5 41V40H10V39L11 40H15V39H12L11 34H8V32H9L8 27L10 25V22L6 18V15L8 13H6V14ZM45 13H48V12H45ZM62 13H64V12H62ZM75 14H77V13H75ZM78 14H80V12ZM151 14H152V12H151ZM165 14L166 13H164V15ZM60 15H61V13H60ZM236 15H237V17H240V18H237ZM205 16H206V14H205ZM63 17L65 18V16H62V18ZM97 17H99V16H97ZM258 17H259V15H258ZM177 18H178V22H177ZM189 18H191V17H189ZM204 19H206V18H204ZM168 20H170V19H168ZM190 20L191 19H189L188 21H190ZM196 21H197V19H196ZM61 22H63V21H61ZM96 22H98V21H96ZM192 22H194V21H192ZM221 22H223V21H221ZM65 24H67V22ZM190 24H191V22H190ZM197 24H198V22H196V23H194L192 25L193 33L191 34V36H189V39H188V42L190 44H192L194 47L197 45V39H198V37H197L198 34L197 33H198V31H200V29L198 30V28H199L198 26H201V25H199V24L197 25ZM202 24H204V22ZM101 25H103V24L101 23ZM207 25H208V23H207ZM187 26H188V24H187ZM209 26L210 25H208V27ZM184 27L185 26H183L182 28H184ZM188 27L191 28V26H188ZM203 27L206 28L205 25H203ZM234 27H232V28L234 29ZM54 28H55V26H54ZM204 28H201V31L202 32H204L203 31ZM257 28H259V27H256L255 30H257ZM166 29L167 28H165V30ZM14 30H16V29H14ZM67 30L68 29H66V32L65 33H67ZM189 30L192 31L191 29H189ZM245 30H248V31H245ZM58 31H60V30H57V32ZM71 31H73V30L71 29ZM68 32H70V30H68ZM165 32H167V31H165ZM184 32L187 33L186 30ZM11 33H13V32H11ZM92 33H94V32H92ZM234 34H235V32H234ZM237 34H239V33H237ZM179 35H182L181 32H180ZM52 36H53V34H52ZM82 37H84V36H82ZM94 38L95 37H93V39ZM103 38H104V36H103ZM103 38H102V40H103ZM78 39L80 40V38H78ZM173 39H174V37H173ZM84 40H90V37L88 36V34L85 35ZM99 40H100V38H99ZM102 40H101V42H104V41L106 42V40H103V41ZM72 41H74V40H72ZM90 41H92L91 44H93V51L94 52H97L98 51V48H100L99 47V44L101 42L99 44H97V43H95L96 41L94 42V40H92V39ZM180 42H178V43H180ZM161 43H162V41H161ZM182 43H184V41ZM76 44H78V43H76ZM174 44H173L174 47L175 46H178L177 44L176 45H174ZM81 45H84V44L82 43ZM81 45L79 44L78 47H76V50L73 48L75 51L74 50L73 51H70V54L69 53H66V51L64 52L66 54L59 53V52H55V58L57 60V59L63 57V59H65L68 62V65H74V66H76V68L80 69V71H82L83 72V75H84V72H87V70L89 69V67L92 68V66H94V64H95V61L94 60H95L96 54H93V56H91V57L89 56L87 58L80 51V46ZM184 45H185V43H184ZM163 46H164V44H163ZM71 47L72 46H70V48ZM165 47H167V45ZM181 47H183V45ZM181 47H180V49H181ZM177 50H179V49L177 48ZM67 52H68V50H67ZM181 52H182V49H181ZM150 55L151 54H149V56ZM179 55H181L180 52H179ZM184 55H181V56H184ZM14 56H15V54H14ZM14 56H12V57H14ZM170 56H171V54H170ZM190 56H191V54H190ZM178 57L179 56H177V58ZM188 57H189V55H188ZM143 58H144V56H143ZM149 58H151V57H149ZM179 58H178V62L176 61L178 63V65H180L181 63H183L185 65V60H188V59L186 57H185L186 59L185 58H182V57H179ZM256 58H257V56H256ZM1 59L2 58H0V73L3 74L5 70H3V66H4L3 64L4 63L2 62ZM189 59H190V57H189ZM193 59H196V58H194V57L191 58V60H193ZM203 59H204V57H203ZM167 60L170 61V59H167ZM187 62H189V61H186V63ZM151 63H152V61H151ZM169 63H171V62H169ZM174 63H175V61H174ZM192 63H193L192 64L193 67L197 68L198 69V72L200 73L202 71V68L198 66L197 61L196 60H193ZM183 64H182V66H183ZM144 65H146V63L143 64V66L141 65L142 66V69H141V71L139 70L140 71V73L138 72L139 74H141V72L142 73L144 72V69H145V66ZM154 65H155V63H154ZM177 67L178 66L176 64V68ZM187 67H186V70H187ZM12 68H14V65H13ZM12 68H11V70H12ZM69 68H71V67H69ZM225 68H227V67H225ZM41 70H43V69H41ZM65 70H67V69H65ZM153 70H152V72H153ZM77 71H79V70H77ZM31 72H34V71H31ZM74 72H75V69L74 70H72V69L69 70V73L74 74ZM175 73H177V70H176ZM195 73H192V74L195 75ZM199 73H198V75H199ZM216 73L218 74L217 70H216ZM139 74H138V77L140 76ZM77 75L80 76L79 74H77ZM186 75L183 74V76H186ZM39 76H40V74H39ZM149 76H151V75H149ZM138 77H136L137 80H139L140 77H142V76H140L139 78ZM147 77H148V75L146 76L145 83H144V85H146V87H145L144 90H143V87H142V90L143 91L140 90L141 92H137L140 89V88L138 89V86L139 85L137 86V84H139V83H136L137 80L135 82L136 84L132 81L133 79L131 80L132 82L130 81L131 84L134 83L135 85L133 84L132 87L129 85V87H131V89H129V91L130 90H131V92H135L136 91V95H133V96H135L134 98L133 97L132 98L129 97V99L127 98L128 99L127 100L128 103L130 102L129 101L130 99H132L130 103H132L133 101H136L135 99H137V102L132 103L130 105V108L129 109H133V107H134V109H136L138 106H140L141 104H143L145 106V109H147V111H148V112H145V113L143 112V113L144 114L149 113V115H150V116L148 115L150 118L149 117L148 118L146 117L148 119V121L146 119L147 122L141 120V123H140L141 125H142V121H143V123L146 122L145 125L143 124L144 126L143 125L142 126L140 125L141 128L138 126L140 129H142L141 130L142 132L140 133V136L139 135L136 136L138 138V139L136 138V140L140 141L139 137H141L142 142H144L147 139L146 137L150 135V133H148L149 134L148 135L147 132L145 131L146 129H148V127L146 126V124L148 123V126L151 124V123H149L150 122L149 119L152 120L151 122H154L153 123L154 124V129L157 130V128L161 126L159 123L162 122V121H159L157 119V116L158 115H159V117L161 116L164 119L165 117H171V115L173 113L174 114H177L178 113L180 115L183 114L185 116V117L183 116L184 117V120H185V118H188L191 115V113H192V116H193L194 114L197 113L198 110L200 112V110H201L200 105L202 103V101L199 102L200 100L198 98L196 100L198 102L195 101V99H194L196 97V93L195 92H192V93H194V95H193V97L195 96L194 98L192 97V94H190V96H189L188 92L193 91L192 89H193V87L195 85L194 86L191 85L192 84L191 83V80H188V78L186 79V81L183 80V83H181V90H183V91L185 90L186 91V94L184 96H180L179 97L178 95H172L171 94L172 92L169 94V93H165V90L163 91V90H160L158 88H152L151 87V85H152L151 83H153L155 80L152 79L153 80L152 81L151 79H147ZM82 80H84V79L82 78ZM173 80L171 79V81H173ZM179 80H178V82H179ZM230 80H232V79H230ZM141 81L142 80H140V82ZM77 83L79 84V86L82 85V81L79 78L77 79ZM112 84H114V83H112ZM165 84H167V83H165ZM194 84H195V82H194ZM170 85H172V84H170ZM178 85H180V84H178ZM83 86H84V84H83ZM68 88L69 87H67V90H68ZM122 89H123V87H122ZM194 89L196 91V88L195 87H194ZM123 90H125V89H123ZM173 90H175V89H173ZM7 91H8V88L6 87L3 90V92H7ZM183 91H181L182 94L184 93ZM200 91H201V89H200ZM200 91L198 90V93ZM62 92H64V91H62ZM0 93L2 94V92H0ZM112 93H111V95H113ZM198 93H197V95H198ZM246 93H247V91H246ZM173 94H175V93H173ZM201 94H202V91H201ZM16 95H17V93H16ZM75 95H76V93H75ZM114 95H116V94H114ZM118 97H119V95H118ZM63 98L64 97H62V99ZM162 98H164V99H162ZM184 98L187 99V100H183ZM125 99H126V97H125ZM66 101H64V102H66ZM115 101H116V99H115ZM51 102H49V103H51ZM60 102H62V101H60ZM52 103H54V102H52ZM203 103H205V102H203ZM243 103H244V101H243ZM45 104H46V102H45ZM132 105H133V107L131 108ZM143 105H142V107H144ZM61 107H62V105H61ZM243 107H244V105H243ZM204 108H205V106H204ZM246 108H245V111H246ZM206 110H208V109H206ZM127 111H128V109H127ZM138 111H139V113H141L140 110H137V113H138ZM246 113H245V115H246ZM214 114H215V112H214ZM164 115H165V117H164ZM197 115L198 114H196V116ZM63 118H64V116L62 117V119ZM168 119H170V118H168ZM27 120L29 121V123H28ZM190 120H191V118H190ZM65 121H67V120H65ZM166 121H168V120H166ZM67 122H69V120ZM67 122H64L63 121V123H65V124ZM230 123H232V122H230ZM60 124H61V122H60ZM153 124H151V126H153ZM2 126H4V124H2ZM66 126H68V125H66ZM150 127H149V129H150ZM251 128H249V129H251ZM154 129L152 128L150 130H154ZM77 130L79 131L78 134H76L77 133ZM179 130L181 131V129H179ZM250 132H251V130H250ZM194 133H193V135H194ZM189 135H191V134H189ZM47 137L49 139H52V141L50 140L51 142H48L47 143L44 140L45 138L48 139ZM155 137L156 136L154 135V138L152 139V136H151L149 138V140H151V139L154 140ZM163 137H162L161 140H159L161 138V137H159V139L156 140V141H158V143L159 142L161 143L162 140H163ZM165 137H164V139H165ZM1 138L3 139L2 136H1ZM183 138L185 139L184 136H183ZM239 138H240V135H239ZM156 139H157V137H156ZM149 140L147 142H149ZM152 140H151V142H152ZM131 141H133V140H131ZM188 141L190 142V140H188ZM3 142H4V140H3ZM34 142H37V143L35 144ZM151 142H149V143H151ZM167 142H169V141H165V143H167ZM200 142H201V140H200ZM54 143L56 145V148L58 147L60 149V147H63V150H58V151L55 152L56 153V156L55 157H54V155L51 156L50 155L51 153L49 152L51 150L50 148L54 146V145L51 146V144H54ZM158 143L156 142V143H154V145L152 144L153 145L152 148H155L156 146L158 148H162L163 147V145H162V147L160 146V143H159V145H157ZM0 144H2V143H0ZM47 144L50 145L51 147L49 146V148H48V145ZM139 144H140V142H139ZM162 144H164V143H162ZM2 145H4V144H2ZM38 145H41L40 146L41 148L39 147V149H36L38 147ZM128 145L131 146L132 148L131 147L128 148ZM149 145L150 144H148V146ZM6 146H7V144H6ZM46 146H47V148H46ZM151 146H149V147H151ZM11 147L13 148V146H11ZM163 148H165V147H163ZM155 149H152V150H155ZM183 149H184V147H183ZM6 150H7V147H6ZM6 150L3 149V146L0 149V153L2 154V156L4 158H5V156H8L7 155L8 151H6ZM10 150H11V148H10ZM138 150H140V148H138ZM162 150L164 151V149H162ZM169 150L167 148V151L168 152H171V150L170 151ZM16 151L17 150L14 149V152H12V153L14 155H16V153H15ZM130 151L133 152L132 156H129ZM156 151H155V153H156ZM165 151H166V149H165ZM244 151H245V149H244ZM152 152H154V151H152ZM161 152L162 151L157 152V153H161ZM155 153L151 155L152 158H153V155H157ZM165 153H162V155L160 154L161 157L163 156L162 158L159 155H157V156H159L161 158L160 159L161 161L158 158V160L160 161V164H161L162 161L165 160V158H164V156L166 155ZM147 155H149V154H147ZM145 159H146V157L144 158V160ZM150 159L151 158H149L148 160L150 161ZM154 159H152V160H154ZM166 159L168 161V158H166ZM221 159H222V157H221ZM54 160H56L57 163L55 162V164H53L52 162ZM223 160H224V158H223ZM18 161L20 162V160H18ZM146 161H147V159H146ZM155 161H156V159H155ZM155 161H153V162H155ZM169 161H170V158H169ZM11 162H13V161H11ZM166 163H168V162H166ZM202 163H203V161H202ZM17 164H18V162H17ZM136 164H138L140 166H139V171H137L138 174L134 173V174H136L135 175V179L136 178L139 179L138 180V182L140 183V185H139L140 187L139 188L140 189L144 188V189H142V191H140L138 194H134L135 196H133V193H132V197H129V196H131V192H133L131 190V186L132 185H133V187L134 186H137L134 183V182H136L137 179L133 181L134 184L128 186L125 189L123 187V186H126L124 184V181L125 180H128L129 178L132 179V177H134V174L131 173V170L133 168H135L134 166H136ZM147 164H149V163H146L145 165H147ZM156 165L157 164H154V163H153V165L151 164V166H153V167H155ZM151 166H149L150 169H151ZM136 167H138V166H136ZM156 167H157V169L156 168L155 169L158 170V166H156ZM160 167H162V166H160ZM49 168H51V169L53 168V169L56 170L54 184H52V186L45 183V182H47V181L50 180L48 178V173L51 172L50 170H48ZM149 168H147V169H149ZM188 169H189V167H188ZM136 170H137V168H136ZM223 170H224V168H223ZM225 170H226V168H225ZM142 171H144L143 168H142ZM242 171H244V170H242ZM153 172H155V170ZM153 172L151 171L150 173L151 174H154ZM169 172H171V171H169ZM181 172H183V171H181ZM144 173H142V174L144 175ZM132 174H133V176H131ZM151 174H148V172H147V175L148 176L151 175ZM142 176H141V178H142ZM148 176H146V177H148ZM152 176H151V178H152ZM205 176H206V174H205ZM61 177L64 178V182H65V185L63 184L64 186H62V184H61V182L59 180ZM170 177H171V175H170ZM210 177H211V175H210ZM149 178H150V176L148 177V180H149ZM160 179H162V178H160ZM163 179H164V177H163ZM202 179H204V178H202ZM205 179H206V177H205ZM132 180H130L131 182L129 180L128 181L130 183H132ZM175 180H173V181H175ZM4 181H5V179H3V182ZM145 181H146V179H145ZM150 182L148 181V183H150ZM170 182H169V185L171 186L172 184ZM180 182H181V180H180ZM1 183H2V181H1V178H0V184ZM130 183H128V184H130ZM2 184H5V183H2ZM119 184H121V185H119ZM167 184H168V182H167ZM175 184L173 185V187L175 186V188L172 187L173 188V192H174V189H175V192L174 193H176V190H177V187H176ZM117 185L120 186V189H117L118 188ZM28 186L30 187V189H29ZM147 186H148V184H147ZM134 188H136V187H134ZM116 189H117V191L115 192ZM122 189H123V191H122ZM206 189H207V187H206ZM245 189H247V188H245ZM120 190L122 191V194L124 195V197L119 200V198L117 196H118V191H119V193H121ZM145 191L147 193V190H145ZM56 192H58V193H56ZM136 192H138V191H136ZM168 192L166 191V193H168ZM177 192H178V190H177ZM204 192H205V190H204ZM175 195L176 194H174V196ZM164 196H166V195H164ZM168 197H170V196H168ZM70 198H68L69 199L68 200L65 197V199L63 198L64 199L63 200L64 202L61 201L62 202V207L65 206V205H67L66 208L69 209L67 211H70V209H71V206H70V204H71L70 203ZM31 200H34V203H36L35 205H33L31 207L32 209L30 207H28L29 205H27V204H29L28 202L31 201ZM158 201H156V202L158 203ZM245 201H246V199H245ZM63 203L65 205H63ZM1 204H3V203H1ZM68 206H69V208H68ZM156 207H157V205H156ZM242 209H243V207H242ZM72 211H73V209H71V212ZM46 213H49V215H50L49 216L50 217V221H47L45 219L44 220L42 219V217H43L44 214H45V216L47 215ZM68 213H70V212H67V214ZM70 214H72V213H70ZM62 217L65 218L64 216H62ZM73 217H75V218H73ZM188 217H189V215H188ZM229 217H230V215H229ZM187 218H185V219H187ZM68 219L69 218L67 217V220ZM163 219H165V218H163ZM65 220H64V222H65ZM231 220H230V222H231ZM163 221H167V219L166 220H163ZM46 222H48V224ZM42 223H45V224H42ZM68 226L69 225H67L66 227H68ZM61 227H60V229H61ZM76 228H75V230H77ZM60 229H59V231H60ZM187 231H189V232H187ZM10 232H11V230H10ZM46 232L48 233L47 235H46ZM75 232H77V231H75ZM190 232H192V233H190ZM202 232H204V230ZM54 233H55V236H54ZM67 235H68V231H67ZM69 235H70V232H69ZM69 235H68V238H70V240H71V238L73 237L72 236L73 234L70 235V237H69ZM56 237H58V236H56ZM220 239H221V237H220ZM64 240L66 241V238ZM230 240H231V237H230ZM234 240H235V242L237 240L238 243L235 244ZM55 241L56 242L58 241V242L56 243ZM68 241H69V239H68ZM68 241H67V243H69ZM65 243L66 242L63 241V244H65ZM167 243L170 246V248L167 246L169 249L168 248L166 249ZM67 245L66 246L69 247V244H67ZM70 246H71L70 247V250L73 249V246L72 245H70ZM84 248H83V250H84ZM56 252L58 253V251H56ZM76 252L77 251H75V253ZM67 253H68V250H67L66 254ZM66 254L64 256H67ZM72 254H74V252H72V251H71L70 254L68 253V257L70 255H71L70 257L75 256L78 253H76L75 255H72ZM141 256H143V257L141 258ZM51 257H52V260H50ZM48 258H49V260H48ZM77 258H79V256ZM60 259H61V257H60ZM69 259H71V258H69ZM64 260H65V258H64ZM70 261H72V260H70ZM59 262H60V260H59ZM50 263H52V262H50Z\"/></svg>", "mask_w": 264, "mask_h": 264}]
</instances>
